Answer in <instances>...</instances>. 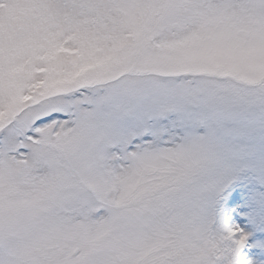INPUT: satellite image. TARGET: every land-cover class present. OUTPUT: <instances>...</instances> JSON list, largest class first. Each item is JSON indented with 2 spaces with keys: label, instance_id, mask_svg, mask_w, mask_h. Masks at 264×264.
Listing matches in <instances>:
<instances>
[{
  "label": "snow or ice",
  "instance_id": "1",
  "mask_svg": "<svg viewBox=\"0 0 264 264\" xmlns=\"http://www.w3.org/2000/svg\"><path fill=\"white\" fill-rule=\"evenodd\" d=\"M0 264H264V0H0Z\"/></svg>",
  "mask_w": 264,
  "mask_h": 264
}]
</instances>
